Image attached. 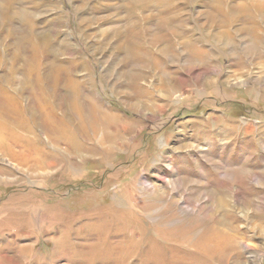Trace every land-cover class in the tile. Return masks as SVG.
I'll return each mask as SVG.
<instances>
[{
  "label": "rangeland",
  "instance_id": "374dc122",
  "mask_svg": "<svg viewBox=\"0 0 264 264\" xmlns=\"http://www.w3.org/2000/svg\"><path fill=\"white\" fill-rule=\"evenodd\" d=\"M250 3L0 0V264H264ZM38 86L63 148L34 120Z\"/></svg>",
  "mask_w": 264,
  "mask_h": 264
},
{
  "label": "bare ground",
  "instance_id": "6f19581e",
  "mask_svg": "<svg viewBox=\"0 0 264 264\" xmlns=\"http://www.w3.org/2000/svg\"><path fill=\"white\" fill-rule=\"evenodd\" d=\"M250 5L253 7V10L251 9V10H247V9H241L240 10V12L241 11H244L245 12V17L246 18H248L249 20H251L252 18H253V14H254V12H256V13H258L260 16L263 14L264 15V8H262L263 6H259V5H256V4H254V3H250ZM242 6V5H241ZM243 8H245L244 6H243ZM200 27H203V24H202V26H200ZM155 37V36H154ZM154 40H155V38H153V42H154ZM262 65H264V64H262ZM32 87V86H31ZM50 87V86H49ZM34 89H35V87H33ZM52 88V87H51ZM36 90H38V91H36V92H38L39 93V95H37V98L36 99H34V103L33 104H36V105H33V107H34V109H35V113L33 114L34 115V120L39 124V126H42L43 128V130L44 131H46L47 132V134H48V139L49 140H52V141H54V143H57V145L59 146V147H62L63 145L65 146L68 142L70 143L71 141H73V136L72 135H70V134H68L67 133V130H66V127L64 126V124H63V122L61 121V120H58L57 118L54 120V115H53V112L51 111V110H47V109H45L44 108V106H43V93H42V91H41V88H39V86L37 87V89ZM46 92V91H45ZM31 93V92H30ZM33 94L34 93H32V95L31 96H33ZM35 96V95H34ZM34 96H33V98H34ZM32 99V98H31ZM65 100V99H64ZM63 101V100H62ZM67 102V101H66ZM65 102V103H66ZM61 102H59V104H60ZM65 103H64V105H65ZM68 106V105H67ZM4 107H2V109H3ZM10 108V107H9ZM58 108H59V106H58ZM61 108V107H60ZM62 108H64V107H62ZM5 109V108H4ZM33 109V108H32ZM33 109V110H34ZM65 109H66V107H65ZM8 110V109H7ZM58 110V109H57ZM64 110V109H63ZM68 110V109H67ZM4 111V110H3ZM13 110H11V108L9 109V112L11 113ZM78 109L76 110V113H77V115L79 114L78 113ZM94 111V110H93ZM97 111V110H96ZM34 112V111H33ZM32 112V113H33ZM13 113V112H12ZM67 113V112H66ZM70 113V112H69ZM93 114H95L94 116L91 114V116H92V118H89V119H91V121L90 122H88V124H89V129L91 130V132H95L94 130H95V126H96V124H98V122H101L102 121V119L100 118V117H97V114L96 113H94V112H92ZM7 113H5V115H6ZM0 115H1V113H0ZM10 115V114H9ZM12 115V114H11ZM31 115V114H30ZM101 115H103V114H101ZM66 116V115H65ZM70 116V115H69ZM96 116V117H95ZM89 117H90V115H89ZM95 117V118H94ZM104 116H102V118H103ZM3 118H4V115H3ZM18 118V117H17ZM44 119V120H43ZM45 119H48L49 121H48V123L45 121ZM89 119H88V121H89ZM105 120L104 121H106L107 122V118H104ZM65 120V119H64ZM67 121V120H66ZM87 121V120H86ZM12 122V121H11ZM68 122V121H67ZM70 122V121H69ZM75 122H76V120H75ZM31 123V122H30ZM71 123H72V121H71ZM17 124V123H16ZM18 124H19V122H18ZM49 124V125H48ZM65 124H66V122H65ZM75 124V123H74ZM12 126H14L15 124L12 122V124H11ZM77 126H79V132L78 133H80L81 135H82V133H84V131H86V126L85 127H83V125H82V123H77L76 124ZM76 126V127H77ZM100 126V125H99ZM16 127H17V125H16ZM38 127V126H37ZM76 127H75V129H76ZM19 128H22V124H20L19 125ZM78 128V127H77ZM77 130V129H76ZM75 130V131H76ZM90 130H89V132H90ZM46 136V135H45ZM78 136H79V134H78ZM47 138V137H46ZM101 140V139H100ZM50 142V141H49ZM20 143L16 140L15 141V139H14V141L12 140L11 142H10V145H12V146H18V148L19 147H22V146H20L19 145ZM87 146V145H86ZM85 146V147H86ZM63 148V147H62ZM86 149V148H85ZM86 152V151H85ZM88 153V152H87ZM92 153V152H91ZM96 153V152H95ZM37 171V170H36ZM223 198L222 199H220V201H217L218 202V204L219 205H221V206H223L224 204H223ZM199 237H201V236H199ZM198 237V238H199ZM202 238H200V240H201ZM200 240L197 242V239H195V240H193V243L192 244H197V245H199V246H204L203 245V243H202V241L204 240H202L201 242H200ZM196 241V242H195Z\"/></svg>",
  "mask_w": 264,
  "mask_h": 264
}]
</instances>
